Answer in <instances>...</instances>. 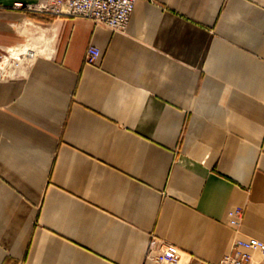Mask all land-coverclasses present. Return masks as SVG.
<instances>
[{
    "label": "crops",
    "instance_id": "obj_1",
    "mask_svg": "<svg viewBox=\"0 0 264 264\" xmlns=\"http://www.w3.org/2000/svg\"><path fill=\"white\" fill-rule=\"evenodd\" d=\"M40 1L0 0V264L264 241V0H137L122 32Z\"/></svg>",
    "mask_w": 264,
    "mask_h": 264
},
{
    "label": "built area",
    "instance_id": "obj_2",
    "mask_svg": "<svg viewBox=\"0 0 264 264\" xmlns=\"http://www.w3.org/2000/svg\"><path fill=\"white\" fill-rule=\"evenodd\" d=\"M137 0H42L35 6L15 3L14 9L48 13L58 17L70 16L91 21L95 26L107 28L113 32L125 30ZM152 1V0H144ZM99 49L89 46L85 53V62L96 63ZM1 60V54H0ZM242 210L235 208L228 212V224L236 229L239 226ZM258 252L264 259V241L255 238L236 239L228 254L215 264H256L253 253ZM153 264H213L182 253L176 247L162 244L153 257Z\"/></svg>",
    "mask_w": 264,
    "mask_h": 264
},
{
    "label": "bare ground",
    "instance_id": "obj_3",
    "mask_svg": "<svg viewBox=\"0 0 264 264\" xmlns=\"http://www.w3.org/2000/svg\"><path fill=\"white\" fill-rule=\"evenodd\" d=\"M35 53V47H22V48H13L10 51V57L14 58V57H20V56H24L26 60H31L32 57L34 56ZM4 60H2L0 62V67L3 68V66L5 65Z\"/></svg>",
    "mask_w": 264,
    "mask_h": 264
},
{
    "label": "rangeland",
    "instance_id": "obj_4",
    "mask_svg": "<svg viewBox=\"0 0 264 264\" xmlns=\"http://www.w3.org/2000/svg\"><path fill=\"white\" fill-rule=\"evenodd\" d=\"M1 51V50H0ZM2 52V51H1Z\"/></svg>",
    "mask_w": 264,
    "mask_h": 264
}]
</instances>
